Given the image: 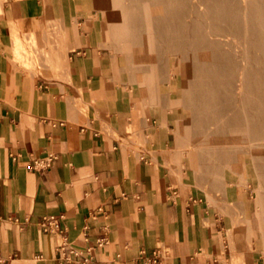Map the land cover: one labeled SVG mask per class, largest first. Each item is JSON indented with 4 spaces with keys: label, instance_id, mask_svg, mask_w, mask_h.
Returning a JSON list of instances; mask_svg holds the SVG:
<instances>
[{
    "label": "crops",
    "instance_id": "0c3cea01",
    "mask_svg": "<svg viewBox=\"0 0 264 264\" xmlns=\"http://www.w3.org/2000/svg\"><path fill=\"white\" fill-rule=\"evenodd\" d=\"M113 34L93 0H0V264H264L249 188L197 177L171 78Z\"/></svg>",
    "mask_w": 264,
    "mask_h": 264
},
{
    "label": "rangeland",
    "instance_id": "374dc122",
    "mask_svg": "<svg viewBox=\"0 0 264 264\" xmlns=\"http://www.w3.org/2000/svg\"><path fill=\"white\" fill-rule=\"evenodd\" d=\"M117 1L118 0H93V8L99 12H104L105 25L106 27H108L109 30H112L114 27L113 29L114 34L110 36L111 37L110 42H112L115 45V47L119 48V50L123 54V57L127 65L130 67V69L135 74H143L144 72H151L153 74H156L157 78L161 77L164 74H166L167 77L171 78L172 89L174 91L175 96L178 98L177 101L179 103V106L182 107V113L180 116L181 119H180V125H179V137L182 139L184 138L188 140L189 146H187L186 149H187L188 154L191 156L193 160H197V161L203 160L204 161V164H202L204 166V169L202 168L203 166L201 165V163H199L198 165L193 164L194 169L197 167L195 169L197 177L198 178L203 177L208 182H211V180H213L214 182H220L222 184H225L226 181L228 180L229 183L231 184V186L228 185L229 187L249 188V193H250L249 199L254 209L253 215L255 219L258 220L264 226V201L262 200L264 199V196H262L264 195V187H260L262 185L261 182L264 184V182L262 181V177L264 176V162H262L264 161V81L263 80L259 81L258 79L259 75L264 77L263 76L264 75V45H258L257 47V44H255L256 46L255 45L253 46V50L248 51V50L243 49L242 51L243 52L245 51L244 53L240 49H238V52H237V49L235 50V48H237L236 41L241 39L240 37L243 36L244 33L247 31L246 29H248L247 28L248 26H246V24L248 25V23L251 22L252 25H254L257 28H260V27L264 28L263 22L260 24V26L258 23L259 20L264 21V0H252V1L251 0H246V1H243V0H218V1L217 0H206V3L211 6L210 9L204 7V9L197 10V11H196V7L194 6L192 0H187V1L185 0L183 4L184 9H183L182 15H180L178 18L175 19L176 20L175 26L176 28H178L177 32L169 33V34L168 33L165 34L166 31L165 30L163 31L162 29L163 26L159 27L160 29L154 24L153 26L149 27V25L151 24V21L150 22L146 21L148 20V18L144 17L143 9H141L143 0H138L137 6L141 5L139 9L138 7H135V8L131 7L132 4L134 3V0L132 1L122 0L123 1L122 4L120 0L118 1V3ZM222 1H224V3ZM147 2L148 3L150 2L149 4L152 5L151 7H153L152 0H149V1L144 0V3H147ZM210 2L212 4H210ZM139 3H142V4H139ZM244 3H246V6ZM191 5H193L192 10H191ZM117 6L118 7L122 6L121 9L122 10L125 9V10L120 11V9L118 10ZM129 6L131 7L130 9H129ZM177 7L178 5L173 6V8L175 9ZM245 7H246V11L244 10ZM206 9L207 11H205ZM219 9L220 10L222 9V10L220 11ZM192 11L193 13H191ZM119 12L120 13L124 12V14L122 13L123 15L121 14L122 16H120ZM205 12L206 13L208 12L207 13L208 15ZM196 14L199 16H197ZM130 15L133 17L131 18ZM165 16L166 18H164V20L163 19L161 20L162 22L160 23V25H163L164 24L163 22L166 20L170 21L169 19L172 16V14L168 13V15H165ZM199 17L201 19H199ZM121 18L123 19L128 18L127 21L129 20L128 22L129 24L128 23L126 24L127 21L123 20V23H125L126 25L122 23L121 25L123 26L122 28L119 25V20L122 22ZM109 20L112 24L109 22ZM116 24L120 28L115 26ZM127 25L130 27H128ZM210 25H211V28H210ZM124 26L126 30L123 29ZM223 27L225 30L223 29ZM116 28L118 30L117 32H116ZM128 28L130 29L128 30ZM244 28L246 31L244 30ZM130 30H132L133 32L132 31L129 32ZM156 30L159 32L158 33L159 35L162 34L160 35L161 37L158 36ZM210 30L211 31L213 30L216 36L215 35L211 36ZM134 31L138 33L139 35L136 34ZM223 32L226 34H224ZM121 34H124L125 36ZM128 34H130L131 36ZM164 34L167 36L169 35V36L167 37ZM224 35L226 36L225 37L226 39L225 38L223 39ZM231 38H232V41H231ZM183 39L184 40L186 39L185 43L183 42L184 41ZM223 41H227V42H223ZM223 43L224 44L227 43V44L224 45ZM242 43H240L241 46H245V44H242ZM211 45L212 46L214 45L213 47L215 50L214 51L215 57L218 55V50H219L220 51L219 53L222 54L221 58L216 59L215 57H211L207 59V58L201 57L202 55L201 48L211 46ZM231 45H233V47ZM188 46L190 49H192L191 51L192 59L188 60L185 63V67L186 69L192 68L194 72L196 71V74L193 73V75L194 74L196 75V76L194 75V77H198L199 72L201 70L199 66L201 64H205V65L207 64L208 69L206 70H212L213 66H215L216 68L218 64H222L226 62L234 63V64L236 63L235 65H238L241 60L240 57L244 54H252V56L255 58V60L251 59L249 63L251 65H249L248 67L249 76L252 77L251 79L253 82L251 83V86L247 89L246 102L242 108L239 106L238 107L235 106L236 108H234L232 104H230L229 106H225L227 107V109L225 107L220 108V109H223L222 110L223 114H220L221 117L222 115H226V116L228 115L223 124H221L222 122L220 123L221 121L220 115L217 116L212 113L214 112L213 111L214 109H212V111L211 110L204 111L202 113L201 110L199 109V103H196L195 101L194 103H192L193 102L192 99L198 93V88H194L191 85L189 86L184 85L185 82H189L190 77L185 78L183 75L179 73V71H181L183 68V65L181 66V64H184L183 60L181 61L182 59L181 49H183L184 47H188ZM165 47L166 48L170 47V49L172 50V54L170 55V62H168L169 59L166 58V54L163 53V51L166 52L164 50ZM255 48L256 50H254ZM231 52L234 54H232ZM258 52L261 54H258ZM231 55L233 56L231 57ZM226 56L227 57L230 56V57L227 58ZM149 57H152L153 59ZM214 70L216 71V69ZM235 75H236V72H235ZM235 82H236V76H234L233 84H235ZM189 100H190V103H189ZM241 114L244 116H242ZM213 117H216V120H214L215 118ZM201 121L203 122L202 125L199 124L201 123ZM204 121H206V123H204ZM196 138L198 140L196 141L192 140V139L195 140ZM246 143H249V144L251 143L252 147L256 148V152L253 153V150H252L251 152L247 153L244 148V145ZM191 144L193 146H190ZM254 156H256L257 158ZM201 188L206 189L204 185H202ZM260 193L262 194L261 196L263 198L261 197L262 199L258 201V196ZM209 198L211 199L212 202L218 204L220 207L222 206L221 207L222 210L226 207L225 204L227 202L226 200L222 199L220 195H213ZM260 206L262 207L260 208ZM229 207L232 208L231 205ZM232 216H233L235 225L238 226L235 228V230L239 232L243 228L240 225L246 223V220L240 215L238 211L235 214H232ZM257 231L258 230H256V232H253V234H256ZM232 232H233V227L229 226V233L232 234Z\"/></svg>",
    "mask_w": 264,
    "mask_h": 264
},
{
    "label": "bare ground",
    "instance_id": "6f19581e",
    "mask_svg": "<svg viewBox=\"0 0 264 264\" xmlns=\"http://www.w3.org/2000/svg\"><path fill=\"white\" fill-rule=\"evenodd\" d=\"M22 1V0H21ZM119 1V0H118ZM118 1H117V3H118ZM121 1V4L123 3V1L122 0H120ZM132 1V0H131ZM146 1V0H145ZM149 1V0H148ZM184 1L185 0H152V4H153V7H151L152 5H150L148 2L147 3H144V0H143V4L142 3H139V4H142V8L141 9H143V12H144V17L146 18H148V20H146V21H151V24L149 25V27L150 26H153V24L154 25H156L158 28L159 27H161V26H163L162 27V29H163V31L165 30L166 31V33L165 34H169V33H175V32H177V29L178 28H176V18H178L180 15H182V12H183V9H184V7H183V4H184ZM187 1V0H186ZM193 1V4H194V6L196 7V11L197 10H201V9H204V7H206V8H208V9H210V5L209 4H207L206 3V0H192ZM191 1V2H192ZM218 1V0H217ZM243 1H246V0H243ZM252 1V0H251ZM220 2V1H219ZM223 3H224V1H222ZM120 3V2H119ZM126 3V2H125ZM128 3V2H127ZM130 3V2H129ZM233 3H234V1H233ZM132 4V3H131ZM192 4V3H191ZM210 4H212L211 2H210ZM218 4V3H217ZM232 4V3H231ZM245 4V6H246V3H244ZM250 4V3H249ZM118 5H120V4H118ZM124 5V4H123ZM122 5V6H123ZM138 5V0H134V3L132 4V6L131 7H133V8H135V7H138V9L141 7V5L140 6H137ZM174 5H178V7L175 9V8H173V6ZM214 5H216V4H214ZM235 5V4H234ZM122 6H117V8H118V10L120 9V11L122 10L121 9V7ZM192 6L193 5H191V10H192ZM217 6H219V5H217ZM243 6V5H242ZM259 6V5H258ZM130 6H129V9L131 8ZM222 7H224V6H222ZM240 7V6H239ZM244 7V6H243ZM124 8H126V7H124ZM128 8V7H127ZM187 8V7H186ZM238 8V7H237ZM189 9V8H188ZM241 9V8H240ZM256 9V8H255ZM259 9V8H258ZM123 10H125V9H123ZM122 10V11H123ZM133 10V9H132ZM187 10V9H186ZM220 10V9H219ZM222 10V9H221ZM220 10V11H221ZM244 10L246 11V7L244 8ZM116 11V10H115ZM127 11V10H126ZM130 11V10H129ZM135 11V10H134ZM139 11V10H138ZM205 11H207V9L205 10ZM128 12V11H127ZM126 12V13H127ZM133 12V11H132ZM172 12V13H171ZM185 12V11H184ZM209 12V11H208ZM207 12V13H208ZM248 12V11H247ZM120 13V12H119ZM123 14H124V12H122ZM122 13H120L119 15L120 16H122L123 14ZM168 13L169 14H172V18L170 17V21H164L163 23V25H160V23L162 22L161 20L163 19L164 20V18H166V16L165 15H168ZM191 13H193V11L191 12ZM195 13V12H194ZM206 13V12H205ZM206 13V14H207ZM210 13V12H209ZM225 13V12H224ZM252 13V12H251ZM259 13V12H258ZM122 14V15H121ZM136 14V13H135ZM139 14V13H138ZM218 14H219V12H218ZM253 14H254V12H253ZM107 15V14H106ZM132 15V14H131ZM130 15V16H131ZM137 15V14H136ZM143 15V14H142ZM197 15V14H196ZM201 15V14H200ZM205 15V14H204ZM208 15V14H207ZM206 15V16H207ZM216 15V14H215ZM111 16H112V14H111ZM118 16V15H117ZM125 16H126V14H125ZM197 16H199V15H197ZM210 16V15H209ZM213 16V15H212ZM217 16V15H216ZM133 16H131V18H132ZM143 17V16H142ZM188 17V16H187ZM191 17V16H190ZM201 17V16H200ZM199 17V19H201ZM228 17H230V16H228ZM246 17V16H245ZM258 17V16H257ZM103 18V17H102ZM113 18V17H112ZM144 18V19H145ZM174 18V19H173ZM116 19H117V17H116ZM119 19V18H118ZM122 19V22L119 20V25L121 26L122 25V23H123V20H126L127 21V19L125 18V19H123V18H121ZM134 19H135V17H134ZM150 19V20H149ZM181 19V18H180ZM195 19V18H194ZM207 19V18H206ZM210 19V18H209ZM111 20V19H110ZM110 20H109V22H110ZM208 20V19H207ZM249 20H251V19H249ZM73 21V20H72ZM131 21V20H130ZM217 21V20H216ZM246 21V20H245ZM121 22V23H120ZM129 22V20L126 22V24ZM139 22H140V20H139ZM200 22H202V21H200ZM207 22V21H206ZM231 22V21H230ZM264 23V21H260L259 20V26H260V24L261 23ZM77 23V22H76ZM111 23V22H110ZM191 23V22H190ZM193 23V22H192ZM112 24V23H111ZM110 24V25H111ZM123 24H125V23H123ZM125 24V25H126ZM129 24V23H128ZM194 24V23H193ZM227 24V23H226ZM139 25V24H138ZM220 25H222V24H220ZM230 25V24H229ZM115 26H117V24L115 25ZM128 26V25H127ZM180 26V25H179ZM194 26V25H193ZM218 26V25H217ZM245 26V25H244ZM246 26H248L247 28L248 29H246L245 30V28H244V30L246 31H243V32H245L244 33V35L243 36H241L240 38L241 39H239L238 41H236V47L237 48H235V50L237 49V52H238V49H240L241 51L244 49V50H253V46L255 45V44H257V47H258V45H264V28L263 27H260V28H257V27H255L254 25H252V23L250 22V23H248V25L246 24ZM245 26V27H246ZM263 26V25H262ZM14 27H15V25H14ZM18 27V26H17ZM113 27V26H112ZM112 27H110V28H112ZM117 27H119V26H117ZM123 26H121V28H122ZM128 27H130V26H128ZM188 27V26H187ZM192 27V26H191ZM221 27V26H220ZM120 28V27H119ZM118 28V29H119ZM152 28V27H151ZM156 28V27H155ZM206 28V27H205ZM210 28H211V25H210ZM227 28V27H226ZM17 29V28H16ZM113 29H114V27H113ZM113 29L111 30V31H113ZM123 29H125V26H124V28ZM130 28H128V30H129ZM138 29V28H137ZM160 29V28H159ZM186 29V28H185ZM204 29V28H203ZM207 29H208V27H207ZM215 29V28H214ZM223 29H224V27H223ZM234 29V28H233ZM121 30V29H120ZM126 30V29H125ZM134 30V29H133ZM180 30V29H179ZM199 30V29H198ZM222 30V29H221ZM225 30V29H224ZM223 30V31H224ZM118 30H117V28H116V32H117ZM132 30H130L129 32H131ZM153 31V30H152ZM157 31V30H156ZM162 31V32H163ZM121 32V31H120ZM125 32V31H124ZM133 32V31H132ZM135 32V31H134ZM150 32V31H149ZM154 32V31H153ZM205 32V31H204ZM219 32V31H218ZM222 32V31H221ZM232 32V31H231ZM234 32V31H233ZM122 33H123V31H122ZM136 33V32H135ZM134 33V34H135ZM159 32L157 31V34H158ZM160 33H161V31H160ZM208 33V32H207ZM224 33V32H223ZM229 33V32H228ZM236 33V32H235ZM120 34V33H119ZM136 34H138V33H136ZM164 34V35H165ZM196 34V33H195ZM222 34V33H221ZM220 34V35H221ZM224 34H226V33H224ZM121 35H124V34H121ZM128 35H130V34H128ZM139 35V34H138ZM160 35H162V34H160ZM159 34H158V36H160ZM173 35V34H172ZM210 35L211 36H214L215 35V33H214V31L212 30H210ZM46 36V35H45ZM125 36V35H124ZM131 36V35H130ZM165 36H167V35H165ZM169 36V35H168ZM167 36V37H168ZM216 36V35H215ZM228 36V35H227ZM29 37V36H28ZM117 37V36H116ZM161 37V36H160ZM191 37V36H190ZM226 36L224 35V37H223V39L225 38ZM188 38V37H187ZM211 38H213V37H211ZM29 39V38H28ZM134 39V38H133ZM135 39H136V37H135ZM140 39V38H139ZM167 39V38H166ZM174 39V38H173ZM192 39V38H191ZM222 39V40H223ZM226 39V38H225ZM117 40V39H116ZM130 40H132V39H130ZM137 40H138V38H137ZM184 40V39H183ZM186 40V39H185ZM185 40L183 41L184 43H185ZM173 41V40H172ZM195 41V40H194ZM211 41H213V40H211ZM217 41V40H216ZM215 41V42H216ZM231 41H232V38H231ZM242 41H243V43H242ZM18 42V41H17ZM24 42V41H23ZM33 42V41H32ZM164 42V41H163ZM193 42V41H192ZM223 42H227V41H223ZM242 43V44H245V46H241V44L240 43ZM43 43H45V42H43ZM165 43V42H164ZM181 43V42H180ZM221 43V42H220ZM219 43V44H220ZM33 44V43H32ZM172 44V43H171ZM209 44V43H208ZM212 44V43H211ZM218 44V43H217ZM224 44V43H223ZM225 44H227V43H225ZM224 44V45H225ZM230 44V43H229ZM34 45V44H33ZM197 45H199V44H197ZM216 45V44H215ZM27 46V45H26ZM168 46V45H167ZM166 46V47H167ZM214 46V45H213ZM212 45L211 46H207V47H204V48H201V52H202V55H201V57H204V58H207V59H209V58H211V57H215V53H214V47H213ZM223 46V45H222ZM227 46V45H226ZM225 46V47H226ZM232 47H233V45H231ZM256 46V45H255ZM29 47V46H28ZM164 48V50L166 51V52H164L163 51V53H165L166 54V58H168L169 59V61L168 62H170V55L172 54V50L170 49V47L169 48ZM142 50H143V48H142ZM180 50V49H179ZM198 50V49H197ZM226 50V49H225ZM234 50V49H233ZM254 50H256V48L254 49ZM263 50V49H262ZM191 51H192V49H190L189 48V46L188 47H184L183 49H181V53H182V56H181V61L183 60V63L184 64H181V66L183 65V68H182V70L181 71H179V73L181 74V75H183L185 78L186 77H190V80H189V82H185L184 83V85H191L192 87H194V88H198V93H197V95L196 96H194V98L192 99L193 100V102L192 103H194V101L196 102V103H199V109L201 110V112L203 113L204 111H212V109H214L213 111L214 112H212L213 114H215V115H220V114H223L222 112V110L223 109H220V108H223V107H225V106H229L230 104H232L233 105V107L234 108H236V107H243V105L245 104V102H246V99H247V95H246V92H247V89L251 86V83L253 82L252 81V77H250L249 76V71H248V67H249V65H251V64H249L250 63V61H251V59H254L255 60V58L252 56V54H244V55H242L241 57H240V62H239V64L238 65H235L234 63H229V62H226V63H222V64H218L217 66H216V68H215V66H213L212 67V70H206V69H208V66H207V64L205 65V64H201L200 66H199V68L201 69L200 70V72H199V75H198V77H194V75L196 74V71L194 72V70L192 69V68H189V69H186V67H185V63L188 61V60H190V59H192V56H191ZM199 51V50H198ZM260 51V50H259ZM175 52V51H174ZM220 51L218 50V55L215 57L216 59L217 58H221L222 57V54L221 53H219ZM235 52V51H234ZM243 52V51H242ZM245 52V51H244ZM243 52V53H244ZM254 52V51H253ZM142 53V52H141ZM140 53V54H141ZM151 53V52H150ZM154 53V52H153ZM179 53V52H178ZM226 53V52H225ZM232 53V52H231ZM242 53V54H243ZM214 54V55H213ZM232 54H234V53H232ZM236 54H238V53H236ZM241 54V53H240ZM255 54H257V53H255ZM258 54H261V53H259L258 52ZM150 55V54H149ZM224 55V54H223ZM227 55H228V53H227ZM230 55V54H229ZM62 56V55H61ZM153 56V55H152ZM163 56H165V55H163ZM233 55H231V57H232ZM49 57H51V56H49ZM134 57V56H133ZM227 57V56H226ZM230 56H228L227 58H229ZM259 57H260V55H259ZM32 58V57H31ZM33 58H35V57H33ZM144 58V57H143ZM149 58H152V57H149ZM65 59V58H64ZM139 59V58H138ZM153 59V58H152ZM151 59V60H152ZM164 59V58H163ZM237 59V58H236ZM19 60V59H18ZM231 60V59H230ZM36 61V60H35ZM140 61V60H139ZM145 61V60H144ZM167 61V60H166ZM216 61V60H215ZM220 61V60H219ZM263 61V60H262ZM199 62V61H198ZM197 62V63H198ZM236 62V61H235ZM189 63V62H188ZM196 63V62H195ZM200 64V63H199ZM152 65V64H151ZM262 65V64H261ZM178 66V65H177ZM237 66V67H236ZM258 66V65H257ZM250 67H252V66H250ZM214 69H216V71L214 70ZM145 70V69H144ZM155 72H156V70H155ZM174 72V71H173ZM216 72V73H215ZM235 72H236V75H235ZM145 73V75H146V72H144ZM143 73V74H144ZM171 73V72H170ZM193 73H195L194 75H193ZM175 74V73H174ZM169 75V74H168ZM148 76H151V75H148ZM196 76V75H195ZM234 76H236V82H235V84H233V82H234ZM264 76V75H263ZM192 78V79H191ZM174 79V78H173ZM259 81L260 80H263L264 81V77H262V76H260L259 75ZM156 83H157V81H156ZM260 83H262V82H260ZM155 85V84H154ZM230 93H232V94H230ZM196 94V93H195ZM159 102V101H158ZM189 103H190V100H189ZM196 105V104H195ZM232 105H231V107H232ZM249 105V104H248ZM193 106V105H192ZM236 106V107H235ZM198 107V106H197ZM226 109H227V107H225ZM245 108V107H244ZM243 108V109H244ZM216 109V110H215ZM225 110V109H224ZM227 111V110H226ZM233 111H234V109H233ZM232 111V112H233ZM239 111V110H238ZM242 111V110H241ZM245 112V111H244ZM211 113V112H210ZM240 113V112H239ZM255 113V112H254ZM229 114V113H228ZM242 115V114H241ZM248 115V114H247ZM228 116V115H227ZM226 115H222V117H221V115H220V119H221V121H220V123L221 124H223L224 122H225V120H226V117H227ZM242 116H244V115H242ZM212 117V116H211ZM213 118H215L214 120H216V117H213ZM247 118V117H246ZM203 119V118H202ZM201 119V120H202ZM203 121V120H202ZM201 121V123H199V124H201L202 125V122ZM237 121H238V119H237ZM208 122V121H207ZM212 122H214V121H212ZM236 122V121H235ZM247 122V121H246ZM204 123H206V121H204ZM234 124V123H233ZM204 125V124H203ZM205 126V125H204ZM204 126H202V127H204ZM209 127V126H208ZM216 127V126H215ZM225 127V126H224ZM223 127V128H224ZM178 128V127H177ZM247 128V127H246ZM191 129V128H190ZM210 129V128H209ZM208 129V130H209ZM189 130V129H188ZM215 131V130H214ZM248 131V130H247ZM216 132V131H215ZM202 133V132H201ZM200 133V134H201ZM224 133V132H223ZM186 135V134H185ZM194 136H195V134H194ZM249 137V136H248ZM263 139V138H262ZM193 141H196V140H198L197 138L194 140V139H192ZM249 140V139H248ZM190 142H191V140H190ZM193 143V142H192ZM243 143V142H242ZM189 144V143H188ZM194 144V143H193ZM255 145V144H254ZM190 146H193L192 144L190 145ZM197 146V145H196ZM257 146V145H256ZM255 146V147H256ZM244 148H245V151L247 152V153H249V152H251L252 150H253V153L254 152H256V148H253L252 147V145H251V143L249 144V143H246L245 145H244ZM258 153V152H257ZM215 155V154H214ZM253 155V154H252ZM261 156V155H260ZM204 157V156H203ZM254 157H256V156H254ZM257 158V157H256ZM261 160H263V159H261ZM215 161V160H214ZM254 162V161H253ZM262 162H264V161H262ZM261 162V163H262ZM206 163V162H205ZM219 164V163H218ZM213 165V164H212ZM255 166V165H254ZM256 167V166H255ZM255 171H256V169H255ZM261 181V180H260ZM262 181L264 182V176L262 177ZM261 186L260 187H264L263 185V183L261 182ZM207 185V184H206ZM207 188V187H206ZM215 188V187H214ZM258 188V187H257ZM262 194L260 193L259 194V196H258V201H260L263 197L262 196H264V195H262ZM262 197V198H261ZM263 201H264V199H262ZM262 201V202H263ZM259 203V202H258ZM260 205V204H259ZM222 207V206H221ZM262 206H260V208H261ZM259 208V209H260ZM261 210V209H260Z\"/></svg>",
    "mask_w": 264,
    "mask_h": 264
},
{
    "label": "built area",
    "instance_id": "2783aa9c",
    "mask_svg": "<svg viewBox=\"0 0 264 264\" xmlns=\"http://www.w3.org/2000/svg\"><path fill=\"white\" fill-rule=\"evenodd\" d=\"M51 161H52V155L46 158V160L43 162V165L46 167L50 164ZM56 222L57 220H55L54 218H46L43 220L42 224L48 226L49 228H52L53 224H56ZM103 240H105V238ZM80 264H88V260L85 258Z\"/></svg>",
    "mask_w": 264,
    "mask_h": 264
}]
</instances>
